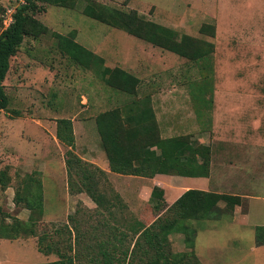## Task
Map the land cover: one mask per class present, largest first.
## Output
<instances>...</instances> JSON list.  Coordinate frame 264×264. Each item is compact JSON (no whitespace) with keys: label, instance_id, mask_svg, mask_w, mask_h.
Wrapping results in <instances>:
<instances>
[{"label":"rangeland","instance_id":"374dc122","mask_svg":"<svg viewBox=\"0 0 264 264\" xmlns=\"http://www.w3.org/2000/svg\"><path fill=\"white\" fill-rule=\"evenodd\" d=\"M92 1L125 12L136 11L145 21L173 30L178 37L211 41L212 93L205 98H211L212 103L208 108L191 94L189 84L200 80L193 62L86 17L82 13L84 0L72 9L44 5L45 12L35 18L48 32L24 38L10 59L3 83L8 106L0 110V173L4 172L9 181L0 185V264L57 260L55 255L38 252L36 237L12 231L17 221L27 222L30 216L23 201L25 186L41 195L42 214L33 213L38 220L36 236L67 224L76 229L73 236L79 234L76 250L85 257L94 256L100 242L108 243L110 235L118 233L115 228L127 234V226L137 218L149 225L164 216L177 198L171 196L170 188L181 178L167 175L166 185L156 182L165 187L164 203L152 199L137 203L136 197H149L150 186L127 178L111 184L107 178L95 176L100 182L99 193L116 205L111 209L114 215L97 207L85 193L71 195L68 191L64 160L65 152L71 149L56 138L58 120H70L72 127L74 124L72 152L92 172L96 166L82 159L87 155L86 146L100 152L103 149L100 138L93 139L89 127L96 131L99 114L133 99L152 110L162 139L187 136L192 143L209 148L208 192L232 196L250 189L252 194L264 195V0ZM21 2L0 0V32L9 25L8 11L14 12ZM203 24L215 27L214 38L199 34ZM72 32L75 42L101 58L104 67L120 68L137 78L136 96L107 87L95 70L77 66L61 53L53 33L65 36ZM192 185L201 189L197 188L201 184ZM245 205L244 201L242 212ZM218 208L211 220L191 223L196 233L187 236V242L182 234H170V250H193L201 264L217 259L220 264H256L249 252L254 232L229 225L223 217L218 219L224 203L219 202ZM259 252L264 255V249ZM261 259L264 264V256Z\"/></svg>","mask_w":264,"mask_h":264},{"label":"trees","instance_id":"16d2710c","mask_svg":"<svg viewBox=\"0 0 264 264\" xmlns=\"http://www.w3.org/2000/svg\"><path fill=\"white\" fill-rule=\"evenodd\" d=\"M79 1L82 0H23L15 8L12 22L0 32V110H7L8 106L3 83L10 68V59L17 53L25 37L35 38L48 32L35 15L45 12L44 5L72 9ZM84 2L82 13L86 17L193 62L198 68L200 80L189 84L191 94L198 102L210 107L212 100H207L205 95L212 93L209 69L211 71L214 45L211 41L188 35L178 37L173 30L145 21L136 11L125 12L92 0ZM199 34L214 38L215 27L203 24ZM53 38L57 49L74 64L95 70L107 87L136 96L140 81L120 68L104 67L101 58L75 42L74 32L65 36L53 33ZM95 125L109 170L113 173L146 178L158 174L188 178H207L209 175V148L192 143L187 136L162 139L152 110L142 107L139 101L133 99L129 105L99 114ZM56 138L71 149L65 152L64 160L69 193H85L97 207L114 215L111 209L116 205L97 189L100 182L95 176L106 181V174L96 167L88 172L87 165L72 152L74 135L70 120H58ZM7 181V176L1 172L0 185L5 186ZM23 190L22 195L26 199L23 201L27 203L26 209L30 211V216L27 222L17 221L12 231L36 237L38 252L44 256L57 257L56 261L46 264H201L193 250L172 252L168 236L182 234L186 236L187 242V236L196 233L191 223L208 219L219 209V202L224 203V214L231 213L241 203L238 196L189 189L166 208L164 216L155 218L149 225L137 218L127 226V234L115 228L118 233H112L108 243L100 242L99 251L94 256L85 257L76 250L80 242L79 234L73 236L76 229L67 224L36 236L38 220L33 217V213L42 214L41 195L32 193L26 186ZM162 197L163 190L155 186L150 199L164 203ZM129 235V243L124 244ZM256 239L264 241V228L257 229ZM189 248H192V243ZM117 252L119 256L115 255Z\"/></svg>","mask_w":264,"mask_h":264},{"label":"crops","instance_id":"0c3cea01","mask_svg":"<svg viewBox=\"0 0 264 264\" xmlns=\"http://www.w3.org/2000/svg\"><path fill=\"white\" fill-rule=\"evenodd\" d=\"M131 101L124 104L122 107L126 106L127 104L129 105L131 103ZM95 127H96V125H95ZM72 128H73V135L75 137L74 141L76 143V128H75L74 124H73ZM89 128L91 131L92 138L95 140H99V135L97 133V130L94 131L95 129L92 126H90ZM92 148H93L92 146H89V145L86 146V152H87L86 154L87 155H85V157H82V159L84 161L92 164V165H95L99 169H101L106 174V177L111 184H115L116 182L118 183L119 181H122V179H126V178L127 179H136L138 181L139 185H141V184L145 185L146 184V185H148L147 186L148 188L150 186L149 190H151V191L155 186H157L158 188H160L164 191L163 188H165V187L158 186V183H156V182H161L163 185L164 184L166 185V181L168 180V179H166L167 175L158 174L152 178H146V177L121 175V174L113 173L109 170V165H108V162L106 160L104 152L103 151L100 152V151L94 150V148L93 149ZM168 176H170V175H168ZM171 177H174V176H170V178ZM175 177H178L181 179L184 178L183 180H181V179L178 180L175 183V186H171V188H170V190L172 191L171 196L172 197L175 196V198L177 197L176 199H178L187 190L193 189L194 185H192V184H197V185L201 184V185H199L201 187H197V188H201L200 191L208 192L210 190L209 187H207L208 183H209L208 182L209 180L207 178H200V177L199 178H188V177H179V176H175ZM163 181H165V183H163ZM151 185H152V187H151ZM250 186L254 187L255 185H250ZM182 189H184V192H182L183 191ZM140 191L141 190H137V193ZM237 191H239V190H237ZM246 191H248L250 193L242 192V193L232 194L233 196L240 197L241 203L234 207V209L232 211L233 215H231V216L225 215L223 212H220L218 219L223 217L227 220L229 225H235L236 227H240V228L246 227L247 229L252 231V234L254 232L253 240L251 243L252 245L249 249V252L253 255V258L255 259L254 262H256V264H261V263H263V260L261 259V257H263L264 255L261 254L259 251L264 249V241L257 240L256 237H257V229L258 228H264V195L252 194L253 191H251L250 189H247ZM214 193L221 194V192H219V191H214ZM243 193H245V194H243ZM150 194H151V192H150ZM150 194H149V197L146 198V200H139L136 197L135 201L137 203L140 201H147L148 199H150ZM165 195H166V193H165ZM163 197H164V195H163ZM244 201H245L246 205H245V210L242 212V204ZM140 203H143V202H140ZM212 217H213V215L211 217H209L208 220H211ZM212 220H216V219H212ZM199 232H198V234H199ZM209 259H211V258H209ZM212 262L206 261L205 263L202 262V264H220L221 263V262H219L218 259L215 261L213 260ZM38 264H40V263H38Z\"/></svg>","mask_w":264,"mask_h":264},{"label":"built area","instance_id":"2783aa9c","mask_svg":"<svg viewBox=\"0 0 264 264\" xmlns=\"http://www.w3.org/2000/svg\"><path fill=\"white\" fill-rule=\"evenodd\" d=\"M22 2L21 3H23V0H21ZM8 13H9V16H8V20H9V24L12 22V13L10 12V11H8Z\"/></svg>","mask_w":264,"mask_h":264}]
</instances>
